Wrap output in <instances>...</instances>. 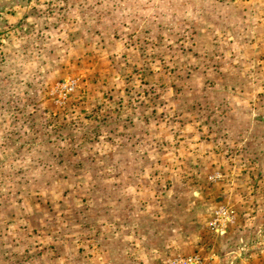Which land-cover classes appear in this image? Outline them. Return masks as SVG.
I'll list each match as a JSON object with an SVG mask.
<instances>
[{"label": "rangeland", "instance_id": "obj_1", "mask_svg": "<svg viewBox=\"0 0 264 264\" xmlns=\"http://www.w3.org/2000/svg\"><path fill=\"white\" fill-rule=\"evenodd\" d=\"M0 264H264V0H0Z\"/></svg>", "mask_w": 264, "mask_h": 264}]
</instances>
